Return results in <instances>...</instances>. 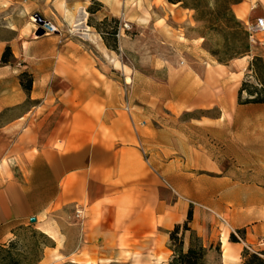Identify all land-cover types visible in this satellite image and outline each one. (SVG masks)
<instances>
[{"label": "crops", "instance_id": "1", "mask_svg": "<svg viewBox=\"0 0 264 264\" xmlns=\"http://www.w3.org/2000/svg\"><path fill=\"white\" fill-rule=\"evenodd\" d=\"M167 3L194 21L192 10ZM246 3L233 4L234 13ZM73 9L69 0L65 10ZM29 31L18 34L19 56L0 65V244L36 217L56 233L40 262L58 254L87 264H164L169 233L192 208L190 226L205 246L222 243L226 228L228 239L244 232L229 239L241 264L244 248L264 236V104L226 99L207 69L175 67L163 89L176 114L166 111L160 126L139 112L126 120L109 101L118 91L107 73L113 64L92 58L89 44L60 43L59 34L32 40ZM5 47L0 41V58ZM248 58L216 61V69L230 72L235 62L240 71ZM22 71L33 77L30 92ZM219 96V117H203Z\"/></svg>", "mask_w": 264, "mask_h": 264}, {"label": "rangeland", "instance_id": "2", "mask_svg": "<svg viewBox=\"0 0 264 264\" xmlns=\"http://www.w3.org/2000/svg\"><path fill=\"white\" fill-rule=\"evenodd\" d=\"M120 1L124 3L122 8ZM246 2L250 10L247 18L240 20L235 14L244 25L250 21L254 22L258 17H264V0H246ZM67 4L69 0H31V2L0 0V41L5 42L6 46H11L14 57L19 56L20 53L18 34L22 30L30 28L28 34L32 40L55 35L46 34L38 27L37 22L32 19L36 13L39 17L58 26L59 33L56 34H59L60 43L89 44V53L92 58L100 64V60L105 58L116 68L113 73L109 68L107 69V73L115 78L118 90L115 98L110 97L109 101L112 106L116 105L118 113L124 115L126 120H129V116L135 112H139L144 119L160 126L162 114L166 111L169 114H176L179 108L174 107L167 100L166 91L163 89L168 72L175 67L189 72L194 70L202 72L207 69V72H212L217 78L216 81L212 78L211 82L215 81L214 85L219 92H223L226 99L233 98L236 102L237 92L248 72L250 60L255 55H264V31H261L256 34L257 43L251 46V58L247 59L248 62L244 66L239 67L240 71L235 62L231 63L233 69L230 72L216 69L217 59L209 53L207 49L209 42L203 36L208 32L206 23L195 20L194 11L192 12L193 22L187 20L186 17L179 19L176 7L169 6L161 0L147 2L142 0H73L72 14L65 10ZM81 7L87 11L88 36L74 31L73 27L77 12ZM91 9L95 12H91ZM99 10L100 12L97 13ZM125 23L127 27H124ZM113 32L116 35H113ZM14 65L19 67V64ZM250 78L251 81H255V77ZM220 97H212L210 102L215 105L209 109L202 108L199 113L203 117H219L220 106L216 104V100ZM114 100L115 104H113ZM179 117L188 119L187 114H180ZM137 121L140 120L137 118ZM230 163L226 161L222 167L223 170L229 167ZM207 173L203 170V174ZM220 173L218 171L216 174ZM43 222L44 219L40 218L39 221L20 226L10 239V241H18L19 246H26L24 248L26 254L33 259L38 255L43 256L45 244L50 245L53 242L47 234L40 230ZM222 232L223 230H221L220 237ZM41 233L45 235L42 236ZM232 233L235 234L230 232V235ZM238 234L241 236L240 232ZM263 238L264 236H260L252 240L251 248L257 251L264 250L261 244ZM36 239H39V244L35 243ZM221 245L219 239L206 245L209 264L222 263ZM66 249L72 250L73 245L67 246ZM169 259L164 264H169ZM49 260L50 263L44 261L38 264H87L81 263L82 258L77 255L66 258L56 254ZM239 260V256L236 255L230 263L240 264Z\"/></svg>", "mask_w": 264, "mask_h": 264}, {"label": "trees", "instance_id": "3", "mask_svg": "<svg viewBox=\"0 0 264 264\" xmlns=\"http://www.w3.org/2000/svg\"><path fill=\"white\" fill-rule=\"evenodd\" d=\"M171 4H179L181 7L195 12L194 18L197 21L206 23L208 30L203 35L209 42L207 49L209 53L221 64H229L233 59L251 54V42L245 25L240 21L232 5L242 0H167ZM91 12H95L91 9ZM113 35H116L113 32ZM103 36V35H102ZM104 38V36H103ZM105 39V38H104ZM13 51L7 45L2 53L0 62L2 65L12 61ZM255 77L251 81L250 77ZM20 82L26 92H30L33 85V77L28 71L20 73ZM238 104H264V55H255L250 60L248 72L237 92ZM193 219V209L190 208L187 218L183 223H178L170 231L169 247L172 255L169 264H209L207 261L208 248L203 244L200 236L191 228L190 222ZM239 238L235 234L230 235L232 242L240 241L243 238V231ZM44 236V233H41ZM188 246L185 248V242ZM39 244V239H36ZM54 242L50 245L53 246ZM26 246H19V242L9 240L0 244V264H38L43 256L29 257ZM241 264H264V250H253L245 247L242 252Z\"/></svg>", "mask_w": 264, "mask_h": 264}, {"label": "bare ground", "instance_id": "4", "mask_svg": "<svg viewBox=\"0 0 264 264\" xmlns=\"http://www.w3.org/2000/svg\"><path fill=\"white\" fill-rule=\"evenodd\" d=\"M165 3L168 4L166 0ZM120 6L122 8L124 6V3L121 2ZM236 12L238 16L240 17L244 16L245 18H247L248 14L250 13V10L247 5H243L241 9H236ZM86 17H87V11H85L82 7L79 8L73 24L74 31L79 32L84 36L89 35L88 33L89 25L86 24ZM40 230L45 234H47L51 239L56 237V233L53 230V227L50 226L47 222H43L41 224ZM229 230H230L229 228H226L224 230V233L222 234V253H223V257L226 259H232L236 257V253H237L235 252V250H233L232 244L228 239Z\"/></svg>", "mask_w": 264, "mask_h": 264}, {"label": "built area", "instance_id": "5", "mask_svg": "<svg viewBox=\"0 0 264 264\" xmlns=\"http://www.w3.org/2000/svg\"><path fill=\"white\" fill-rule=\"evenodd\" d=\"M32 19L34 20V22H37L38 27L40 29H42L44 31V33H46V34L59 33V28L57 25H55L54 23H52L49 20H46V19L39 17L38 14L35 13L34 16L32 17ZM124 27H127L126 23L124 24ZM245 27L249 33L251 45L257 43L256 34L258 32L264 31V17H258L254 22L253 21L248 22V24L245 25ZM83 211H84L83 208H77L75 210L76 217L83 218L84 217ZM233 232L239 238L238 232H236V231H233ZM261 244L264 246V238L261 240Z\"/></svg>", "mask_w": 264, "mask_h": 264}, {"label": "water", "instance_id": "6", "mask_svg": "<svg viewBox=\"0 0 264 264\" xmlns=\"http://www.w3.org/2000/svg\"><path fill=\"white\" fill-rule=\"evenodd\" d=\"M36 221H37L36 217L31 218V222H36Z\"/></svg>", "mask_w": 264, "mask_h": 264}]
</instances>
